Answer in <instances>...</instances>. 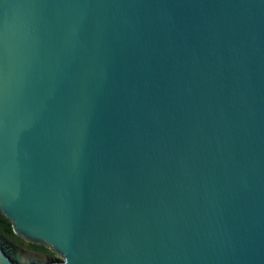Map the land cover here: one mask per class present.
I'll use <instances>...</instances> for the list:
<instances>
[{
  "label": "water",
  "instance_id": "water-1",
  "mask_svg": "<svg viewBox=\"0 0 264 264\" xmlns=\"http://www.w3.org/2000/svg\"><path fill=\"white\" fill-rule=\"evenodd\" d=\"M0 212L45 264H264V0H0Z\"/></svg>",
  "mask_w": 264,
  "mask_h": 264
},
{
  "label": "trees",
  "instance_id": "trees-1",
  "mask_svg": "<svg viewBox=\"0 0 264 264\" xmlns=\"http://www.w3.org/2000/svg\"><path fill=\"white\" fill-rule=\"evenodd\" d=\"M0 248L15 264H22L21 250H32L44 254L47 262L60 260V257L47 247L23 240L13 232L11 221L0 212Z\"/></svg>",
  "mask_w": 264,
  "mask_h": 264
},
{
  "label": "rangeland",
  "instance_id": "rangeland-1",
  "mask_svg": "<svg viewBox=\"0 0 264 264\" xmlns=\"http://www.w3.org/2000/svg\"><path fill=\"white\" fill-rule=\"evenodd\" d=\"M21 261L22 264H45L47 262V258L44 254L36 253L32 250H21Z\"/></svg>",
  "mask_w": 264,
  "mask_h": 264
}]
</instances>
